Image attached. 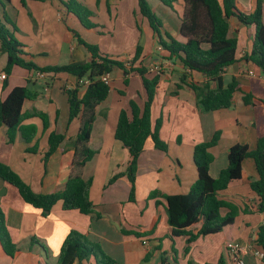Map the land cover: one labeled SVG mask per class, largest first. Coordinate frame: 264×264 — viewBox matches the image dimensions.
Returning <instances> with one entry per match:
<instances>
[{"label": "crops", "instance_id": "0c3cea01", "mask_svg": "<svg viewBox=\"0 0 264 264\" xmlns=\"http://www.w3.org/2000/svg\"><path fill=\"white\" fill-rule=\"evenodd\" d=\"M61 1L67 0H29L25 6L20 0L9 3L0 0V17L4 9L2 2L17 28L14 35L25 45L31 55L29 59L39 67L89 61L91 55L78 42L80 38L96 45L101 54L124 62L127 68L146 67L149 79L159 76L151 120L154 124L158 118L162 119L160 138L167 143L168 150L157 149L150 138L146 141L138 158L135 200L129 199L132 185L126 175L109 184L112 177L126 171L130 160L128 150L115 139L119 113L122 109L130 110L131 100L143 109L147 99L140 74L131 72L129 84L125 85L123 71L115 67L109 74V95L96 107V120L88 142L95 155L82 172L84 179H92L90 198L95 204L94 212L86 215L77 210H64L59 201L44 216L40 209L26 203L14 187L0 179V207L17 248L14 256H10L0 240V264H59L61 246L72 230L99 245L119 264H161L162 255L167 259L166 264H214L221 256L226 259L223 233L199 237L185 254L187 237L173 240L170 237L164 195L187 194L191 190L198 179L194 146L211 140L216 132L220 138L211 150L214 154L210 165L212 178H218L227 167L233 145H247L253 150L258 139L264 136V73L244 60L251 51L255 27L232 20L229 36L237 37V61L222 73L225 85L233 79L240 82L250 93L251 103L246 104L243 94L237 92L230 108L205 112L189 84H201L207 77L191 72L185 82L181 81L185 72L183 65L160 48L157 34L140 13L138 0H81L92 13L89 20L93 26L88 28ZM147 1L162 21V35L168 33L184 42L180 34L184 0H175L173 8L160 0H153V4ZM254 8L255 4L246 11ZM138 45L142 48L141 56L131 64ZM156 64L160 66L158 70L153 68ZM6 66L7 54L0 49V75H6L5 79L0 78V102L15 87H28L38 97L24 101L23 130L17 132L13 143L8 142L7 127L0 123V162L17 172L36 193L61 191L72 170L73 143L81 126L80 118L69 119L67 94L78 81L66 72H42V77L40 71L21 66H14L7 74ZM53 132L63 135L64 140L45 164L48 139ZM25 136L33 137L25 140ZM242 169V178L231 182L218 197L239 208L230 237L241 245L242 258L247 264H264V259L254 254L256 248H261L256 239L258 228L264 223V211L257 210L259 198L248 183L250 179H258L254 160L246 158ZM202 223L200 220L188 230L197 233ZM134 232L146 235L136 237ZM74 264H96V259L90 257Z\"/></svg>", "mask_w": 264, "mask_h": 264}, {"label": "trees", "instance_id": "16d2710c", "mask_svg": "<svg viewBox=\"0 0 264 264\" xmlns=\"http://www.w3.org/2000/svg\"><path fill=\"white\" fill-rule=\"evenodd\" d=\"M10 2L11 0H5ZM23 6L29 0H20ZM45 2L46 0H32ZM163 4L173 8L175 0H160ZM69 12L74 13L85 27H92L90 22L92 13L87 7L77 0L61 1ZM264 0H256L253 11L248 12L238 0H184V11L181 17L180 34L185 41L174 39L168 33L162 35V21L152 10L147 0H138L140 13L145 17L158 37V44L165 49L170 57L176 58L183 65L185 72L181 81L185 82L191 72H198L207 77L201 84L194 82L189 86L193 90L198 105L205 112L228 109L232 106L233 96L240 92L246 104L251 103V95L237 80L233 79L224 84L222 73L225 68L233 65L236 60L237 37L229 36L231 22L236 19L239 23L255 27L252 48L246 53L244 60L252 62L264 73ZM3 15L0 17V49L7 54L5 71L9 74L14 66H21L27 70L40 72H66L76 77L77 81L87 78L90 85L81 89L77 85L67 90L69 103V119L80 118V130L74 140L75 157L70 176L63 190L42 194L32 190L21 176L10 166L0 162V179L14 187L23 200L36 209H40L44 216L50 214L53 206L61 201L64 210H77L82 214L94 212L95 204L90 198L92 179H84L83 168L95 155L88 142L91 137L93 124L96 120V107L103 102L111 90L110 84L102 81V76L110 74L117 67L123 71L124 84L128 85V76L137 72L147 93L143 109L131 100L130 110L122 109L119 113L115 130V139L120 141L128 150L130 160L124 173L115 175L109 180L113 184L120 176L126 175L132 185L130 201L135 200L136 175L138 158L144 150L146 141L150 138L154 146L162 151H167V143L160 138L162 119L158 118L154 124L151 120V109L159 83V76L152 79L146 77L148 69L144 66L127 68L124 62L111 59L100 53L96 45L88 44L78 38V42L85 46L91 55L89 61L73 62L66 65L37 66L29 57L25 45L14 35L16 26L10 19L5 4ZM248 12V13H247ZM12 26V30L8 27ZM168 41L165 40V38ZM142 53L141 46H137L131 64L136 62ZM125 95L123 91H119ZM38 97L36 91L28 87H15L5 100L0 102V123L7 127L8 142L13 143L18 131H22V107L25 100H34ZM44 117V115H43ZM33 136H25L31 140ZM220 134L216 132L211 140L198 143L194 146L193 158L198 173V179L187 194L164 195L166 201L167 221L171 227L170 237L185 236L187 246L185 254L190 251L191 244L199 237L223 233L226 237V248L230 245V232L233 228L239 208L230 202L218 197L220 191L228 188L231 182L242 178V164L246 158L254 160L258 179L248 181L250 188L259 198L257 210L264 211V136L258 139L255 149L250 150L247 145L235 144L229 149L228 165L223 169L218 178L210 175V165L214 160L212 148L219 141ZM64 136L51 133L48 139L49 149L45 153L44 163L57 150L63 142ZM156 204H160L159 201ZM203 220L197 233L188 228ZM136 237H143L144 233H133ZM0 240L5 252L14 256L17 251L8 232L4 213L0 207ZM256 244L264 251V224L257 231ZM175 252V249H174ZM96 259V264H119L115 259L106 254L99 245L93 244L78 231L72 230L64 240L60 254L59 264H74L75 262ZM146 257V259H148ZM167 259L162 255L161 264H166ZM214 264H227L221 256Z\"/></svg>", "mask_w": 264, "mask_h": 264}, {"label": "built area", "instance_id": "2783aa9c", "mask_svg": "<svg viewBox=\"0 0 264 264\" xmlns=\"http://www.w3.org/2000/svg\"><path fill=\"white\" fill-rule=\"evenodd\" d=\"M160 48H162V47L160 46ZM153 68L158 70L160 68V66L158 64H156V65H154ZM249 74H253V72L250 71ZM39 76L43 77L44 73L40 72ZM0 78L5 79L6 75L1 74ZM101 79H102V81H104L105 83H108V84H110V82H111L109 74L103 75ZM78 85H80L81 89L85 91V89L90 85V81L87 78H83V79H80L78 81ZM226 251H227L226 252L227 264H247L245 262V260L242 258V247L238 242L232 241L230 243V245L228 246ZM254 254L258 258L264 259V251L261 248H256V250H254Z\"/></svg>", "mask_w": 264, "mask_h": 264}, {"label": "rangeland", "instance_id": "374dc122", "mask_svg": "<svg viewBox=\"0 0 264 264\" xmlns=\"http://www.w3.org/2000/svg\"><path fill=\"white\" fill-rule=\"evenodd\" d=\"M77 1L80 2V3H82L81 0H77ZM238 1L244 7L245 10L251 8V5H254L256 3V0H238ZM151 2L153 4V0H151ZM148 4L151 6V4H150L149 1H148ZM173 6H174V4H173Z\"/></svg>", "mask_w": 264, "mask_h": 264}, {"label": "water", "instance_id": "95a60500", "mask_svg": "<svg viewBox=\"0 0 264 264\" xmlns=\"http://www.w3.org/2000/svg\"><path fill=\"white\" fill-rule=\"evenodd\" d=\"M3 190H6V189H3Z\"/></svg>", "mask_w": 264, "mask_h": 264}]
</instances>
